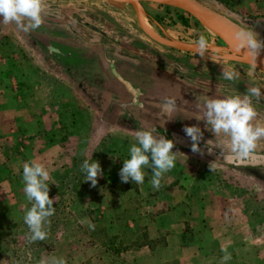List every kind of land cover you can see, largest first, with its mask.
<instances>
[{
    "label": "rangeland",
    "instance_id": "rangeland-1",
    "mask_svg": "<svg viewBox=\"0 0 264 264\" xmlns=\"http://www.w3.org/2000/svg\"><path fill=\"white\" fill-rule=\"evenodd\" d=\"M199 1L264 39L261 15H245L226 0ZM57 3L65 4L59 8L55 6ZM44 11L43 15L62 25L70 23L69 15L77 12L88 22L83 28L90 33H79L86 36L82 41L87 49L104 50L109 56L141 66L162 79L173 93L190 98L191 104L185 109L177 105L175 111H166L162 103L154 115L137 113L132 121H125L121 111L112 115L103 110L110 95L101 93L104 100L100 105L96 103V109L97 105L80 93L86 88L91 95L90 86L80 85L76 91L75 86L63 81L57 82L60 88L54 90V101L49 102L52 92L46 84L55 83V77L46 75L36 51L29 46L33 42L12 29L14 23L6 26L1 23L0 264H38L41 258L53 255L65 258L67 264H176L168 259L169 255L186 256L185 243L203 237L201 225L205 221L225 224V236L246 240L259 253H264V223L256 224L257 215H251L249 209L254 203L264 213V181L260 176L218 165L199 153L179 147L173 148L174 152H180L176 165L163 176L158 190L151 184V169H144L142 184L131 180L122 183L119 176L123 160L130 158L135 132L152 126L184 133L185 126L199 125L204 132L201 143L210 140V144L218 147L217 151L231 153L227 138L214 137L206 130L205 122L197 120L203 116L198 104L202 105L206 98L243 95L248 88L259 86L262 95L252 102L258 114L257 122L264 123V73L223 57L228 52L222 49L218 37L184 11L171 6L140 3L143 24L145 17L153 27L150 31L145 25L147 30L194 45L204 35L210 45L206 52L221 58L156 42L142 30L130 4L111 0H44ZM71 24L75 33L72 28V33L65 34H73L72 40L77 42L80 23ZM90 25L106 33H91ZM26 34L31 38V33ZM14 64L35 69L13 70ZM222 68L235 69L238 79L225 80ZM175 116L181 119V126L175 125ZM254 151L264 153V139L257 142ZM85 153L98 161L103 170L95 187L84 181L81 172ZM51 158L52 167L48 165ZM30 160L43 163L49 171V196L56 197L55 213L49 218L50 225H46L47 239L31 244L23 220L31 203L26 199L22 179L23 165ZM199 174L209 175L211 184L199 185ZM216 189L227 191V196ZM238 191L246 194L244 205L233 199V192ZM201 201H205V209ZM88 221L95 225L94 230Z\"/></svg>",
    "mask_w": 264,
    "mask_h": 264
},
{
    "label": "clouds",
    "instance_id": "clouds-1",
    "mask_svg": "<svg viewBox=\"0 0 264 264\" xmlns=\"http://www.w3.org/2000/svg\"><path fill=\"white\" fill-rule=\"evenodd\" d=\"M44 0H0V17L5 25L15 23L16 27L27 33L38 29L43 24ZM235 47L238 52L248 58L253 67H257V57L264 52V39L253 30L238 29L234 33ZM210 45L204 35H200L195 44L196 50L204 54ZM221 75L225 80L238 79L239 74L233 68H222ZM262 92L259 86L248 88L243 95H227L222 98H206L203 104H198L202 111L205 128L214 137H224L230 141L231 156L220 150L219 157L223 159L236 158L247 159L257 147V142L264 139V123L257 122V111L253 105V98L259 100ZM164 108L166 111H175L176 100L174 97H165ZM184 133L191 140V151L203 155L201 141L204 132L199 125L185 126ZM156 126L140 129L135 132V143L129 148V157L123 160V166L119 171L122 183L130 180L136 184H142L145 179L144 169H151V184L159 189L163 176L176 165L179 151L174 152V141L164 135L157 134ZM205 142L209 153L218 148ZM218 159V158H217ZM210 168L211 164H210ZM213 170V169H212ZM81 172L84 173L85 182H91L95 187L98 177L103 176L100 163L87 156L81 164ZM23 191L31 207L27 208L23 220L29 229L28 242L44 241L48 237L46 225H50L49 218L54 215L53 207L55 198H50L49 180L50 173L43 163L30 160L23 165ZM88 226L94 230L95 225L90 221ZM221 264L231 259V254L224 247ZM38 264H67L63 257L55 255L41 258Z\"/></svg>",
    "mask_w": 264,
    "mask_h": 264
},
{
    "label": "flooded vegetation",
    "instance_id": "flooded-vegetation-1",
    "mask_svg": "<svg viewBox=\"0 0 264 264\" xmlns=\"http://www.w3.org/2000/svg\"><path fill=\"white\" fill-rule=\"evenodd\" d=\"M77 19L82 21L80 24L88 25V22L79 15ZM43 21L38 29L29 31L31 39L42 47H46L44 44L49 43L56 48L63 58L54 57L46 47L56 63L63 65L72 74L77 73L82 82L91 85V89L95 91L91 94L95 95L97 104L100 105L101 100L103 101L100 95L106 91L111 96L105 109L106 112L113 115L119 110L121 111L120 116L125 121H132L137 113L145 116L154 115L156 108L163 103L165 97L174 96L176 105L183 109L191 104L190 98L186 99L184 95L173 93L167 84L162 83V79L139 65L129 63L120 57L109 56L104 50L87 51L78 44L77 46L67 45L66 36L58 33L51 19L45 18ZM90 29L95 33H106L97 26L90 25ZM58 36L61 40L56 39ZM194 99L199 100L195 97ZM181 124V119L175 116V125L181 126ZM176 132L186 136L181 131ZM245 170L252 175L260 176L264 181L261 171Z\"/></svg>",
    "mask_w": 264,
    "mask_h": 264
},
{
    "label": "crops",
    "instance_id": "crops-1",
    "mask_svg": "<svg viewBox=\"0 0 264 264\" xmlns=\"http://www.w3.org/2000/svg\"><path fill=\"white\" fill-rule=\"evenodd\" d=\"M228 4H230L232 7H234L235 10H240L241 13L248 15V16H257L261 15V17L264 19V0H226ZM65 3H57L55 6L62 8L60 6H64ZM45 11L43 12V14ZM42 14V15H43ZM50 15V14H49ZM70 23H64L63 25L54 19L51 18V16H45L43 15V20L45 18L51 19L53 22L54 27L57 29L58 33L61 35L66 36L65 43L68 45L74 44L75 46H82L85 49V44L83 43L82 39H85L86 36L79 34V33H90L87 31V29L83 28L86 27L87 25L85 24H78L81 29L77 30V42L73 41L72 38L74 37L73 34L66 35L65 33H72V28H73V33H75L74 26L72 27L71 22L73 23H80L82 21H78L77 19V12H73L70 15ZM0 21H2V17H0ZM84 21V20H83ZM2 22H0L1 24ZM2 25V24H1ZM6 26V25H5ZM4 27V26H3ZM14 30H18L20 33H23L24 38L27 41H32L33 43L29 44L31 49L36 51V55L39 58L41 64L44 65L46 71V75H50L55 77V83L54 81H49L48 84H46L49 88V90L52 92L51 98L49 102L53 99L54 95V90H59V86L57 85L58 81H63L66 84L70 86H75V90L77 91V87L82 85V86H91L88 83H84L80 80V76L77 75V73L72 74L71 72L67 71L66 68L63 67V65L56 63L50 53L56 57V58H63V55L60 54V52L57 51L56 48L52 47L49 43L44 44L50 53H48L46 47H42L41 45H38L35 40L31 39L28 34L25 32L19 30L15 23L11 27ZM81 30V31H80ZM29 33V32H27ZM91 33H95L94 31L91 30ZM59 37V38H58ZM56 39L61 40L60 36H58ZM85 42V41H84ZM40 46V48L38 47ZM97 49V48H96ZM95 51H98V49ZM53 50H56L54 52ZM93 51L91 49H87V51ZM46 52V53H45ZM18 67H25L19 64H14L13 67H11L13 70H19ZM26 69H35L34 67H25ZM87 74V73H85ZM37 77H39V73H36ZM41 77V76H40ZM79 78V80H78ZM36 79V77H35ZM58 79V80H56ZM81 83V84H80ZM42 85V84H40ZM45 85V86H46ZM81 86V87H82ZM84 90V88L82 87ZM86 92V93H85ZM91 92H95L93 89H91ZM80 93L86 95L85 97L87 99H90L91 102H94L96 104L97 99L90 95V92L85 91ZM106 95H109L104 91ZM104 100V98H103ZM110 100V99H109ZM108 100V101H109ZM107 101V102H108ZM102 102V100H101ZM36 105V104H35ZM97 105V104H96ZM96 109L98 106H95ZM56 110V108H55ZM105 110V108L103 109ZM105 112V111H104ZM101 114V113H100ZM103 116V115H102ZM34 140H32L33 142ZM33 145V143H31ZM49 148H53L49 146ZM31 150V149H30ZM29 150V151H30ZM29 151H27L29 153ZM55 159V158H54ZM52 158L49 159L48 165L52 167ZM201 198L204 196L203 192L201 193ZM201 205L204 206L203 208H206V203L205 201H201ZM258 213V212H256ZM264 217V213L260 211ZM258 213V214H260ZM256 224H261L257 220L256 216ZM202 234L203 237L201 238H195V240L191 242H186L185 244V249L187 252L186 256H183L181 254L176 255V253L169 255V260L173 263L175 262L176 264H221L222 257L224 253L221 251L222 248L226 247L227 251L231 254V259L227 262H224V264H264V253H259L257 251V247H252L250 242H246V240L239 241V238H235L232 234V236H225V232H223V227H226L225 224H210L208 221H205L202 225ZM255 228L257 229V226L255 225ZM218 232V233H217ZM217 233V234H216ZM183 234V233H182ZM249 241V240H248ZM251 241V240H250ZM182 244V242H181ZM172 246V243L171 245ZM179 253V250H177ZM167 258V257H166ZM186 262V263H185Z\"/></svg>",
    "mask_w": 264,
    "mask_h": 264
},
{
    "label": "water",
    "instance_id": "water-1",
    "mask_svg": "<svg viewBox=\"0 0 264 264\" xmlns=\"http://www.w3.org/2000/svg\"><path fill=\"white\" fill-rule=\"evenodd\" d=\"M117 3H126L132 5L137 21L145 32L151 39L155 40L156 42L171 47V48H179L186 51H190L192 53H196L198 55H202L205 57H211L219 59L221 56L213 55L208 52L204 54L199 53L194 44L186 43L183 41L175 40V39H167L155 35L147 28L142 22L141 19V12H140V3L142 2H150L159 5L171 6L177 9L184 11L186 14L194 18L200 25H202L205 29L213 33L216 37H218L222 43V49L227 53L223 57H229L230 59H234L236 61L245 63L249 66L253 67V64L249 62L248 58L243 54L244 50L238 52L235 47L234 42V33L238 29H245L247 30L242 24L235 21L234 19L230 18L228 15L221 13L212 7L202 3L199 0H111ZM56 52V50H53ZM255 69L262 71L264 73V52H261L260 56L257 57V67ZM157 131L164 135L168 139H172L174 141V147H179L181 150L191 151L190 145L191 140L189 137L184 136L176 131L169 130V129H162L157 128ZM201 149L203 150L206 158L213 161L218 165H224L226 167H231L235 169H257L261 171L262 175L264 176V153L253 151V153L247 159H236L234 157L229 159H223L219 157V151L216 149L213 150L212 153H209L207 148L205 147L204 143L200 145ZM231 156V153H226ZM218 158V159H217Z\"/></svg>",
    "mask_w": 264,
    "mask_h": 264
},
{
    "label": "trees",
    "instance_id": "trees-1",
    "mask_svg": "<svg viewBox=\"0 0 264 264\" xmlns=\"http://www.w3.org/2000/svg\"><path fill=\"white\" fill-rule=\"evenodd\" d=\"M197 179H198L199 185H201V186H209L211 184L210 177L207 174H199V175H197ZM216 190H218L221 194H223L224 197L227 196V193H226L227 191H223V190H219V189H216ZM233 197H234L233 199H236V201L240 204L244 205V203H246V201H245L246 200V194L241 193V191L233 192ZM253 204L254 203H252L249 207V209L251 210L250 214L252 215V213H255L257 215V220L259 222L264 223V217H263L262 213H260L261 209L255 208ZM256 212H258L260 214H258Z\"/></svg>",
    "mask_w": 264,
    "mask_h": 264
},
{
    "label": "bare ground",
    "instance_id": "bare-ground-1",
    "mask_svg": "<svg viewBox=\"0 0 264 264\" xmlns=\"http://www.w3.org/2000/svg\"><path fill=\"white\" fill-rule=\"evenodd\" d=\"M143 21H144L145 25L148 27V29L150 31H152L153 30V27L148 23V21H147V19L145 17L143 18Z\"/></svg>",
    "mask_w": 264,
    "mask_h": 264
}]
</instances>
